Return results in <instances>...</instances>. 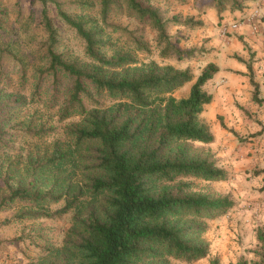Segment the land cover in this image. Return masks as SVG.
<instances>
[{"label": "trees", "instance_id": "obj_1", "mask_svg": "<svg viewBox=\"0 0 264 264\" xmlns=\"http://www.w3.org/2000/svg\"><path fill=\"white\" fill-rule=\"evenodd\" d=\"M153 1H78L89 13L81 16H72L58 6L61 22L81 40L85 61L55 51L57 31L46 9L41 13L48 47L47 63L39 71L37 87L49 82V93L55 98L65 84L60 93L65 98L60 116H77L80 120L67 128V146L55 141L49 155L30 163L37 180L51 178L53 185L44 190L32 182L23 185L7 179L8 195L0 203L2 206L16 199L38 202L45 198L54 204L63 203L56 212L29 211L21 215L23 218L73 213L62 247L51 251L40 264L199 261L209 254V244L203 238L208 230L205 220L225 217L233 207L231 200L216 195L209 187L196 186V181L218 182L226 178V171L204 148L214 142V136L209 123L201 118L213 100L204 86L218 73V66L206 64L194 79L189 68L178 69L154 60L141 62L136 57L137 53L150 52L144 40L145 28L154 33L153 41L160 46L162 58L192 57L195 51L182 53L168 30L171 26L194 30L203 23L195 17L184 21L177 16L164 19L151 6ZM246 1L250 0H195V8L204 13L205 8L214 5L220 16L227 7L233 12L241 11ZM118 16L131 19L139 29L113 24ZM118 37L123 46L116 40ZM246 67L251 100L264 103L259 98L252 65L247 63ZM190 83L186 97L172 95ZM6 128L8 125H0L2 146L20 133V129L9 132ZM25 132L36 138L47 134L42 127H29ZM259 135L264 136V126ZM83 147L80 162L73 163V152ZM72 164L82 180H68L63 189H57ZM255 175L264 176V168ZM256 238L259 247L254 251L257 261L253 264H262L263 231L259 230Z\"/></svg>", "mask_w": 264, "mask_h": 264}, {"label": "rangeland", "instance_id": "obj_2", "mask_svg": "<svg viewBox=\"0 0 264 264\" xmlns=\"http://www.w3.org/2000/svg\"><path fill=\"white\" fill-rule=\"evenodd\" d=\"M78 1L93 4V0H0V47L3 49L0 52V125H8L6 129L9 132L20 129L15 140H7L5 146L0 145V203L8 195L7 179L21 181L23 185L32 182L43 186L44 190L53 185L51 178L44 182L42 179L37 180L30 170V163L49 155L55 141L67 146V128L78 124L80 120L77 116L68 119L60 116L65 99L60 93L64 92L65 84L59 88L60 92L55 98L49 93V82H41V86L37 87L39 71L47 63L45 53L48 43L42 23L43 9H46L57 31L59 42L55 51L65 53L71 59L85 61L81 40L61 22L57 14L59 6L72 16L89 15ZM252 1L257 0L246 1L243 8ZM151 6L164 19L177 16L180 21L189 17L198 19L209 9L205 8L204 13L198 12L195 0H155ZM231 13L233 11L227 7L221 13L225 17L221 19L230 18ZM238 19L234 17L232 20L241 21ZM113 24L130 30L139 29L131 19L121 16L116 17ZM168 32L175 37L174 43L182 53L196 51V54L181 60L162 58L160 46L153 41L154 33L145 28L144 40L150 52L137 53L136 57L141 62L154 60L158 64H171L178 69L189 68L195 79L204 62L199 58L209 53L208 32L200 28L191 31L185 26H171ZM116 40L123 46L121 37ZM212 82L209 81L204 90L216 94L218 106H215L214 111L207 106L201 118L209 123L214 142L204 148L213 154L217 164L226 171V178L218 182L196 181V186L209 187L216 195L231 200L233 207L225 217L205 220L208 230L203 238L209 244V254L205 259L192 263L171 262L211 264L216 260L217 264H237L240 260H246L247 264H253L257 261L254 251L259 247L257 232L261 230L264 233V176L255 175L256 171L264 168L263 137L259 135L264 125V103L253 102L252 93L247 94V88L241 84L237 85L242 93L239 96V92L228 94L222 81L219 84ZM190 86L191 83L186 84L172 95L176 98L186 97ZM29 127L34 130L42 127V130H47V134L42 138L31 137L25 132ZM83 150L84 147L73 152V163L80 162ZM69 169L67 178L57 183V189H63L68 180H82L74 164ZM62 206V202L54 204L48 198L38 202L16 199L2 206L0 204V264H40L49 258L51 251L61 248L71 226L73 213L38 219L23 218L21 215L29 211L56 212Z\"/></svg>", "mask_w": 264, "mask_h": 264}, {"label": "crops", "instance_id": "obj_3", "mask_svg": "<svg viewBox=\"0 0 264 264\" xmlns=\"http://www.w3.org/2000/svg\"><path fill=\"white\" fill-rule=\"evenodd\" d=\"M222 16L225 17L223 14L218 16L215 8L211 7L198 18L203 23L200 27L201 31L208 32L207 36H209V53L208 56L205 54L203 58H199L204 60L200 71L208 63L216 64L219 71L213 77L212 83L219 84L222 81L225 83L223 87L228 94L239 92L241 96V89L237 88L238 84L247 88V94L252 93L246 67L247 63H250L254 79L259 84V98L264 100V2L252 1L247 3L241 11L231 13L230 18L221 19ZM234 17H238L241 21L232 20ZM236 22L240 24L233 30L230 25ZM237 57L242 61H239ZM211 94L213 100L207 106L214 111L215 106H218V99L214 92ZM262 137L264 144V136Z\"/></svg>", "mask_w": 264, "mask_h": 264}, {"label": "built area", "instance_id": "obj_4", "mask_svg": "<svg viewBox=\"0 0 264 264\" xmlns=\"http://www.w3.org/2000/svg\"><path fill=\"white\" fill-rule=\"evenodd\" d=\"M260 1L264 2V0H260ZM238 26H239L238 23H233V24L230 25V27H231L233 30L236 29ZM225 28H226V27H225Z\"/></svg>", "mask_w": 264, "mask_h": 264}]
</instances>
